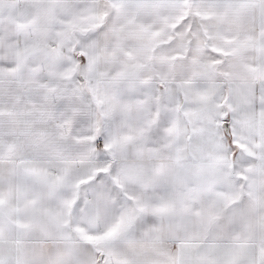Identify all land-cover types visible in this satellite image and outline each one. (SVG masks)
Returning a JSON list of instances; mask_svg holds the SVG:
<instances>
[{"label": "snow or ice", "instance_id": "1", "mask_svg": "<svg viewBox=\"0 0 264 264\" xmlns=\"http://www.w3.org/2000/svg\"><path fill=\"white\" fill-rule=\"evenodd\" d=\"M0 264H264V0H0Z\"/></svg>", "mask_w": 264, "mask_h": 264}]
</instances>
